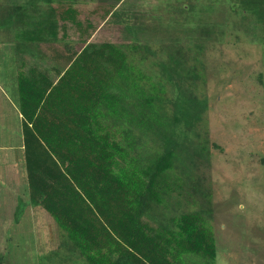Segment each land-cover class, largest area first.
Instances as JSON below:
<instances>
[{"label":"trees","instance_id":"1","mask_svg":"<svg viewBox=\"0 0 264 264\" xmlns=\"http://www.w3.org/2000/svg\"><path fill=\"white\" fill-rule=\"evenodd\" d=\"M54 1L64 4L62 11L52 6ZM78 1L11 0L0 13V31H10L16 47L11 60L17 62L18 87L13 94L21 115L29 203L56 222L62 264H215V236L205 211L171 213L169 206L174 199L180 204L183 185L195 182L186 161L207 155L208 141L201 139L198 127L207 103L196 94L203 76L187 66L183 48L175 46L159 63V79L146 82L120 46L89 42L96 25L78 17ZM234 1H229V12L237 8L234 13L243 17L256 15L264 28V0ZM121 3L116 0L107 15L138 51L140 38L157 28L148 21L137 23L135 12L119 8ZM180 12L181 32L189 38L185 47L204 49L214 25H200L195 8L180 6ZM156 19L166 26L163 31L171 28L172 21ZM70 28L82 45L79 50L64 44L66 53L53 48L49 55L38 48L58 44ZM258 39L264 45V38ZM166 86L173 91L171 111L165 107ZM105 115L126 130L123 141ZM151 134L161 140L160 148L137 151L146 142L157 146L147 138Z\"/></svg>","mask_w":264,"mask_h":264},{"label":"rangeland","instance_id":"2","mask_svg":"<svg viewBox=\"0 0 264 264\" xmlns=\"http://www.w3.org/2000/svg\"><path fill=\"white\" fill-rule=\"evenodd\" d=\"M10 1L0 0L1 15ZM121 1L119 8L123 6L130 14L135 12L137 23L148 21L149 27L157 29H149L140 38V49L135 51L129 34L115 23L113 16L107 15L108 7L116 0H81L75 4L78 17L96 25L89 42L120 46L129 64L145 74V81L150 83L159 79L161 60H167L170 51L180 46L188 57L187 66L199 70L204 78V82H197L196 94L207 103L205 120L198 123L201 139L208 141L207 155L195 157L194 163L186 161L193 168L195 182L183 185L180 204L171 200L170 212L205 211L203 215L215 236V264H264V45L258 39L264 38V28L255 20L256 15L243 17L242 12L234 13L237 8L229 12L232 0H218L221 2L216 4L213 0ZM52 6L58 11L65 7L58 1ZM180 6L195 8L200 25H214L212 37L204 39V49L189 51L185 47L189 38L181 32ZM156 15L167 24L172 21L171 28L163 31L166 26L158 22ZM58 32L60 38L61 30ZM67 33L58 44L42 43L38 48L49 55L53 48L66 53L64 44H70L72 51L79 50L82 45L74 31L70 28ZM12 40L10 31H0V127L10 124L7 132L12 135L10 142L8 133L0 129V264H62L60 257L64 254L63 249L58 250L61 237L57 224L42 216L34 220L30 214L35 209L29 213L26 205L28 192L22 180L25 167L19 147L21 120L15 110V90L9 88L18 73L17 62L11 60L16 48ZM166 89L165 107L171 111L173 91L169 86ZM104 119L113 125L110 117L105 115ZM113 127L120 133L116 138L123 141L126 130L117 123ZM147 138H152L157 146L146 142L137 151L147 148L153 153L160 148L158 136L151 134ZM4 146L8 148L3 149ZM67 264L86 263L75 260Z\"/></svg>","mask_w":264,"mask_h":264},{"label":"crops","instance_id":"3","mask_svg":"<svg viewBox=\"0 0 264 264\" xmlns=\"http://www.w3.org/2000/svg\"><path fill=\"white\" fill-rule=\"evenodd\" d=\"M14 62V61H13ZM16 68H17V72H18V67L16 66ZM18 85V80H17V75H15V77L13 78V83L11 84L10 83V87L9 88H11V90H17V86ZM11 105V104H10ZM12 107V106H11ZM15 110H16V108H15ZM16 112L18 113V111L16 110ZM18 116H20V120H21V115L18 113ZM6 118V116H4V118L3 119H5ZM9 127H10V124H6L5 126H3V127H0V129H2L3 131H8L9 130ZM8 133V136H9V141L11 142V140H12V135L11 134H9V132H7ZM3 141H6V138H3ZM20 147V151H22L23 149V147H22V145H20L19 146ZM6 148H8V147H3V149H6ZM22 157H23V155H22ZM22 162H23V160H22ZM24 163V162H23ZM24 167H25V163H24ZM23 168V167H22ZM25 171V169L23 170V173L22 174H24L25 175V180L24 179H22L23 180V182H24V184H25V187H27V181H26V171ZM26 205H27V207H28V209H29V213L31 212V210L32 209H35L34 211H33V214H30V216L31 215H33V217H34V220H36V218H37V216H42L43 218H45L46 220H51L52 222H55L54 221V219L52 218V216L48 213V212H46L42 207H40V206H33L32 204H30L29 203V196H28V200H27V203H26ZM37 211L40 213V215H37ZM56 223V222H55ZM17 224H18V222H17ZM38 225H40L39 224V222H38ZM36 226V225H35ZM58 230V229H57ZM59 231V230H58Z\"/></svg>","mask_w":264,"mask_h":264}]
</instances>
